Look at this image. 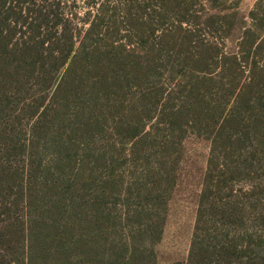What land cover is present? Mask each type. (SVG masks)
<instances>
[{
    "label": "trees",
    "instance_id": "obj_1",
    "mask_svg": "<svg viewBox=\"0 0 264 264\" xmlns=\"http://www.w3.org/2000/svg\"><path fill=\"white\" fill-rule=\"evenodd\" d=\"M85 4L77 15L62 0H0V204L5 212L21 199L26 216L10 229L0 219V264H141L126 262L127 243L111 258L115 245L95 235L108 215L95 191L81 195L93 163L147 164L156 145L165 164L188 130L209 141V167L225 181L264 163V0L230 43L225 0ZM120 130L116 157L107 146ZM12 150L27 153L23 167L2 163ZM228 205L210 207L227 217Z\"/></svg>",
    "mask_w": 264,
    "mask_h": 264
},
{
    "label": "rangeland",
    "instance_id": "obj_2",
    "mask_svg": "<svg viewBox=\"0 0 264 264\" xmlns=\"http://www.w3.org/2000/svg\"><path fill=\"white\" fill-rule=\"evenodd\" d=\"M62 1L71 3L77 15H82L86 9L85 0ZM225 1L233 7L224 12L230 13V20L234 21L228 37L230 43L249 21V13L259 0ZM72 22L77 29L82 27L77 18ZM25 123L15 139L19 144L28 137ZM120 133V136H109L107 146L116 157L123 151L119 146L123 130ZM158 140L159 135L150 133L149 143L156 144ZM155 149L158 153L152 155L153 160L147 164L136 165L134 161L117 158L107 168L104 162L103 165L93 163V180L86 182L81 192L87 198L95 191L103 214L108 215L107 223L97 217L94 229L101 245L102 241L106 247L108 243L115 245L111 258L122 257L115 251L122 254L121 247L127 243L128 250L124 253L129 259L126 258V262L135 255L141 264H187L193 251L196 264L209 261L211 264H264V163L254 164L234 179L225 181L220 165L209 167V141L193 130L185 133L165 164H159V146L155 145ZM52 154L55 156V151L48 147L42 151L40 159L48 164ZM26 156L22 150H12L8 157L3 156L2 163L12 166L13 170L19 169L24 166ZM12 172L4 177L13 181L18 175ZM107 172L111 175L106 179ZM105 180H109L108 183ZM211 202L214 205L229 202L227 217L216 213L219 207L211 209ZM18 204L5 212L6 206L0 204L2 227L10 229L16 222L24 223V202L18 199ZM95 206L98 207L97 203ZM81 218H85L84 214ZM223 255H227L224 261ZM5 257L11 260L14 256Z\"/></svg>",
    "mask_w": 264,
    "mask_h": 264
}]
</instances>
